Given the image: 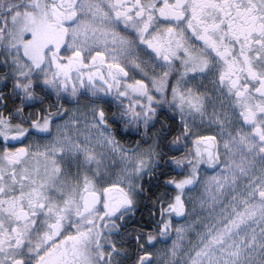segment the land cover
<instances>
[{
    "label": "snow or ice",
    "instance_id": "snow-or-ice-1",
    "mask_svg": "<svg viewBox=\"0 0 264 264\" xmlns=\"http://www.w3.org/2000/svg\"><path fill=\"white\" fill-rule=\"evenodd\" d=\"M0 264H264V0H0Z\"/></svg>",
    "mask_w": 264,
    "mask_h": 264
},
{
    "label": "flooded vegetation",
    "instance_id": "flooded-vegetation-1",
    "mask_svg": "<svg viewBox=\"0 0 264 264\" xmlns=\"http://www.w3.org/2000/svg\"><path fill=\"white\" fill-rule=\"evenodd\" d=\"M159 127V125H157ZM141 212L143 213V216L146 218L147 217V208H142L141 209ZM137 220L140 219V215L138 214L137 217H136Z\"/></svg>",
    "mask_w": 264,
    "mask_h": 264
}]
</instances>
